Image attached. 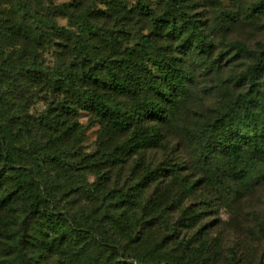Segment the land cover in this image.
Returning a JSON list of instances; mask_svg holds the SVG:
<instances>
[{
	"label": "trees",
	"instance_id": "1",
	"mask_svg": "<svg viewBox=\"0 0 264 264\" xmlns=\"http://www.w3.org/2000/svg\"><path fill=\"white\" fill-rule=\"evenodd\" d=\"M201 2L223 14L220 0L63 5L74 31L47 20L39 0H0V264H264V209L247 219L241 208L264 195V42L217 37L225 20L210 24ZM243 14L228 19H261L264 0ZM115 17L123 22L105 31ZM52 35L73 37L60 51L73 63L45 64ZM41 92L51 99L35 114ZM80 114L100 126L96 152L80 146ZM152 149L164 157L144 164ZM127 163L138 177L111 186ZM210 200L239 213V250L225 254L207 224L178 240Z\"/></svg>",
	"mask_w": 264,
	"mask_h": 264
},
{
	"label": "rangeland",
	"instance_id": "2",
	"mask_svg": "<svg viewBox=\"0 0 264 264\" xmlns=\"http://www.w3.org/2000/svg\"><path fill=\"white\" fill-rule=\"evenodd\" d=\"M140 0H39V10L45 13L48 16L47 20H50L54 24L58 26H64L67 29H71L76 31V29L69 23L68 17L65 13L60 11L63 5H73L71 8H76L77 10L83 9L85 7H92L93 10L97 11L99 9L107 10L109 5L107 2H112V4H123L128 8L136 5ZM149 3L153 8L159 5L158 0H143ZM254 0H220L221 10L223 14L221 17H218L216 5L200 3L198 5V12L203 14L205 20H208L210 24L216 26L217 22L220 19H224L225 23L221 27L223 29V33L216 31L217 37H225L229 41H242L251 46H255L258 42H264V17L261 19H257L253 22L248 20L232 22L228 19V13L230 15L237 14L238 16H243V11L249 7ZM199 4V3H198ZM117 18L106 19L102 24V28L105 31H112L113 29L120 26L123 22L122 19L116 21ZM124 21L127 23L128 27H130L131 31L134 32L136 30L143 32L146 34L149 30V23L138 22V20L126 18ZM136 21V22H135ZM140 21V20H139ZM137 23V24H136ZM139 23V24H138ZM137 31V32H138ZM136 32V33H137ZM215 32V31H214ZM224 34V35H222ZM55 44L50 48L46 49L43 54L45 58V64L48 66L55 65H69L73 63V59L70 57L69 53H66L65 56L62 57L64 60L61 62L60 51L65 53L68 51L72 44V38L57 37L56 35H52ZM65 44V45H64ZM132 44V42H131ZM1 59V55H0ZM40 97H38L31 107V111L35 114H39L46 107V101L51 99V95L45 92L40 93ZM78 120L81 124L85 126V130L83 132V136L80 141V146L86 152H96L98 148V138L100 133L99 124H93L89 117L80 114ZM163 153L157 149L148 150L144 153V164H156L158 161L162 159ZM140 167H132L131 163H127L126 165H122L119 167H114L112 173H110V184L111 186H117L118 188H125L130 185V182L133 179L138 177ZM181 174H189V169L186 166L180 171ZM192 178L193 175H190ZM93 180V177H90V181ZM158 185L152 184L148 188V194L158 188L163 187L167 183V179L158 180ZM175 187V192L178 190ZM201 189H198L200 192ZM202 199V198H201ZM186 204L201 206L200 199H193V197H188L185 199ZM203 219L198 223L195 227L192 228H181L178 232V240L182 238L187 240V238L193 235V232L197 229L199 225L207 224V232L209 236L217 238L221 245L225 254L230 249L237 251L240 249L241 242L245 239L246 233L244 230H239L235 227V222L238 219V212L230 209L224 205H222L218 200H210L208 202V206L202 204ZM242 210L248 214L247 219L251 218V214L256 211H261L264 209V195L262 192H258L257 196L250 197L245 196L243 204L241 205ZM171 214L176 218L179 215V211L175 210ZM177 242V241H176ZM173 242V246H177V243Z\"/></svg>",
	"mask_w": 264,
	"mask_h": 264
}]
</instances>
